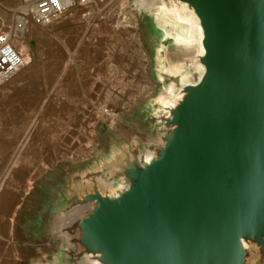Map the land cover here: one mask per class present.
<instances>
[{
  "label": "water",
  "instance_id": "95a60500",
  "mask_svg": "<svg viewBox=\"0 0 264 264\" xmlns=\"http://www.w3.org/2000/svg\"><path fill=\"white\" fill-rule=\"evenodd\" d=\"M133 3L153 92L36 185L23 228L55 245L29 264H264V0Z\"/></svg>",
  "mask_w": 264,
  "mask_h": 264
},
{
  "label": "crops",
  "instance_id": "0c3cea01",
  "mask_svg": "<svg viewBox=\"0 0 264 264\" xmlns=\"http://www.w3.org/2000/svg\"><path fill=\"white\" fill-rule=\"evenodd\" d=\"M97 6L103 19L82 15L87 0L36 24L27 3L0 0V33L23 60L0 83V264L47 257L54 240H34L23 228L36 185L97 158L105 147L101 124L113 131L149 96L138 17L120 5Z\"/></svg>",
  "mask_w": 264,
  "mask_h": 264
},
{
  "label": "built area",
  "instance_id": "2783aa9c",
  "mask_svg": "<svg viewBox=\"0 0 264 264\" xmlns=\"http://www.w3.org/2000/svg\"><path fill=\"white\" fill-rule=\"evenodd\" d=\"M30 6L29 18L33 23L46 24L51 19L64 13L70 8L84 6L87 0H21ZM92 0H88V9L82 12L89 20L103 19L102 9ZM23 63L21 56L16 52L9 41V37L0 33V83L7 81L14 71Z\"/></svg>",
  "mask_w": 264,
  "mask_h": 264
},
{
  "label": "bare ground",
  "instance_id": "6f19581e",
  "mask_svg": "<svg viewBox=\"0 0 264 264\" xmlns=\"http://www.w3.org/2000/svg\"><path fill=\"white\" fill-rule=\"evenodd\" d=\"M156 22L168 34L172 33L171 32L172 31V27H173V25L176 24L178 26V29L180 30V31L175 32L173 34V36L176 39H182V40L187 41V42L191 41L192 39H195L196 29L195 28L193 29L192 25L186 23L184 20H180L178 18L176 19L175 16H174V20L172 21V23H170L168 21H162V23H158L159 20H157Z\"/></svg>",
  "mask_w": 264,
  "mask_h": 264
},
{
  "label": "rangeland",
  "instance_id": "374dc122",
  "mask_svg": "<svg viewBox=\"0 0 264 264\" xmlns=\"http://www.w3.org/2000/svg\"><path fill=\"white\" fill-rule=\"evenodd\" d=\"M92 1H94V3L96 5H98V3H104L106 5H109L110 4L111 6L120 5V6L124 7L129 13L135 15V17L137 19V12H136V9L134 7L133 0H92ZM137 27H139V25ZM139 29H141V28H139ZM140 35L141 36L143 35L142 30L140 32ZM149 64H151L150 60H149ZM150 87H151V90H150L149 96L152 94L153 89H154V84L152 82H151V86ZM126 115H127V117H129L128 116L129 115L128 113H126ZM115 123L117 125L118 123H120V120H119V122L118 121H115ZM110 125H112V121H111V123L109 122L108 127H111ZM108 130L109 131H112V128H108Z\"/></svg>",
  "mask_w": 264,
  "mask_h": 264
}]
</instances>
